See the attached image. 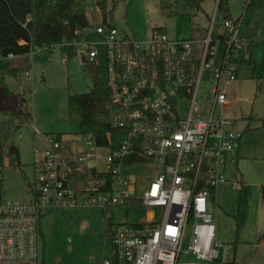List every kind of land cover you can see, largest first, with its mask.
<instances>
[{
    "label": "built area",
    "instance_id": "1",
    "mask_svg": "<svg viewBox=\"0 0 264 264\" xmlns=\"http://www.w3.org/2000/svg\"><path fill=\"white\" fill-rule=\"evenodd\" d=\"M90 1L101 18L94 28L99 39L76 41L86 47L77 54L98 66L105 59V82L121 108L113 126L124 133L117 143L109 136L106 144L94 131L69 145L62 137L45 136L31 197L0 196V264H38L40 218L46 211L96 205L108 218L109 208L136 201L148 207L147 217L114 222L105 234L109 253L100 264H233V245L218 239L211 204L243 138L222 108L228 100L224 83L237 79L238 56L248 43L241 27L253 0H243V12L235 18L222 17V0H214L204 37H171L155 27L144 39L122 34L114 23L120 0L116 6L115 0H101L105 8L100 0H87V7ZM18 57L7 55L11 61ZM206 69L212 84L203 92ZM134 155L139 160L132 161ZM154 161L163 169L142 191L141 182L123 173L125 167Z\"/></svg>",
    "mask_w": 264,
    "mask_h": 264
},
{
    "label": "rangeland",
    "instance_id": "2",
    "mask_svg": "<svg viewBox=\"0 0 264 264\" xmlns=\"http://www.w3.org/2000/svg\"><path fill=\"white\" fill-rule=\"evenodd\" d=\"M255 3V9L241 27V32L245 31L253 39L258 38L257 35L264 36V0H255ZM91 6L90 1L87 17L92 28L85 32L86 42L99 39L94 28L101 18L94 14ZM229 6L234 18L243 12V0H229ZM213 10L214 0H203L195 15L166 16L160 10V0H120L114 11V23L122 34L136 39L147 38L155 27L163 26L171 37H188L192 28L208 24ZM77 48L86 50L85 44H79ZM262 52L261 40L257 43V53ZM19 66L21 73L17 77L8 76L6 82L13 91L29 94L33 118L0 113V142L8 151L1 172L5 198L31 197L30 189L37 178V166L46 148L47 134L60 133L69 144L75 140L83 141L84 132L69 118L68 96L87 92L93 86L92 74L81 55L69 58L61 46L52 50L37 47ZM99 68L105 79L104 58ZM249 68L248 64H243L239 79L224 83V89L234 102L223 107V113L239 117L237 123L246 128L239 162L228 163L227 182L218 186L217 201L211 204L218 239L233 245V264H264V238L261 237L264 229V92L256 102L259 114L247 118L256 100L253 82L246 81ZM210 76L212 71L206 69L203 92H207L212 84ZM234 109L241 110L243 115L234 114ZM12 145L18 146L19 159L9 153ZM162 169L158 161L141 162L125 167L123 173L141 182L142 191ZM147 215L148 207L142 202L117 204L112 209L116 223L137 222ZM106 231L107 216L99 206L77 205L46 211L40 218L38 264H100L111 246L110 241L105 243Z\"/></svg>",
    "mask_w": 264,
    "mask_h": 264
},
{
    "label": "trees",
    "instance_id": "3",
    "mask_svg": "<svg viewBox=\"0 0 264 264\" xmlns=\"http://www.w3.org/2000/svg\"><path fill=\"white\" fill-rule=\"evenodd\" d=\"M117 1L119 0H115V6ZM202 2L203 0H160V10L166 16H192L201 8ZM101 4L105 8V1H101ZM253 8L254 2L248 7L246 17L252 13ZM219 10L222 17H231L229 0H222ZM90 26L87 0H0V113L24 115L29 120L33 118L27 94L24 91L15 92L7 85L8 76L17 77L22 71L7 58L9 53L22 56L30 54L37 47L52 50L60 44L63 53L72 58L77 54L76 41L83 40L85 30ZM77 30L81 32L77 33ZM161 30L165 32L164 27ZM205 35V27L191 29V37ZM218 36L224 38L222 34ZM251 50L252 41L240 51L238 61L240 65L250 64L252 76L260 80L264 60L258 62L251 59L247 55ZM86 65L92 74L93 86L87 92L69 94V118L78 123L82 132H97L101 144H106L109 136L117 143L124 131L113 126V119L121 108L112 101V89L107 86L99 66L94 62H87ZM51 134L62 137L60 133ZM7 152L0 142V196L3 193L1 172ZM9 153L19 159L18 146L12 145ZM131 160L137 161L139 157L134 155ZM108 210L110 215L107 218L106 233L110 235L114 220L112 208ZM261 237L264 238V229Z\"/></svg>",
    "mask_w": 264,
    "mask_h": 264
},
{
    "label": "crops",
    "instance_id": "4",
    "mask_svg": "<svg viewBox=\"0 0 264 264\" xmlns=\"http://www.w3.org/2000/svg\"><path fill=\"white\" fill-rule=\"evenodd\" d=\"M253 2H254V8H253V10L255 9V0H253ZM253 12V11H252ZM251 14V13H250ZM249 16V15H248ZM248 16L246 17V19H245V21L248 19ZM245 23V22H244ZM243 23V24H244ZM243 26V25H242ZM164 27V26H163ZM165 31H166V29H165ZM244 33H245V35H246V32L244 31ZM243 33V34H244ZM190 35H191V32H190ZM190 35L188 36V37H190ZM188 37H177V38H188ZM257 37L258 38H255V39H253V38H251V37H249L248 35H246V39L248 40V43L250 42V41H252V50H251V53L249 54H247L248 56L250 55V57H251V59H253V60H255V61H262V60H264V36H259V35H257ZM263 41V52L261 53V54H258L257 53V43L259 42V41ZM34 52V51H33ZM32 52V53H33ZM32 53H30V54H27V55H22V56H20V57H18L17 59H15V60H13V61H16V62H18V64H15L16 66H19V63H22V62H24V58H26V57H28L29 55H32ZM243 65V64H242ZM242 65L240 66V69L242 68ZM249 66H250V68H249V70H250V72H249V77L247 78V80L246 81H250V82H253V84H254V87H255V90H256V96H255V99L256 100H254V103H253V105H252V107H251V109L249 110V114L246 116L247 118L248 117H252V118H254L255 117V115H258L259 114V112H257V108H256V102L258 101V98H259V96H261L262 94H263V92H264V68H263V73H262V78L260 79V80H257L256 78H254L253 76H252V66L250 65V64H248ZM20 67V66H19ZM240 69H239V72H240ZM239 72H238V77H237V79H239ZM236 79V80H237ZM232 82V81H231ZM227 95H228V93H227ZM28 96V99H29V94L27 95ZM239 101H241L242 99H238ZM234 102V99H230L229 98V95H228V100H227V103H226V105L224 106V107H229L232 103ZM222 110H223V108H222ZM240 111L241 110H236V109H234V114H238V116L239 115H243V113L241 114L240 113ZM255 111H256V113H255ZM229 115V114H228ZM229 117H232V118H234L235 119V121H236V125H235V127L236 128H238V129H241L242 131H243V138H242V142H241V146H240V148H239V150L237 151V153H236V157H237V161H236V163H238L239 162V159H240V156H241V150H242V146H243V141H244V132H245V128L244 127H241V126H239V124L237 123V119H239V117H236V116H229ZM51 134V133H50ZM62 139H64L65 140V142H66V144H68L69 145V142L67 141V139H65V137H64V135H62ZM71 144V143H70ZM235 163V164H236ZM227 182V181H226ZM225 183V182H224ZM224 183H222V184H224ZM216 196H217V192H216ZM215 200H216V198H215ZM217 201V200H216ZM235 260V259H234Z\"/></svg>",
    "mask_w": 264,
    "mask_h": 264
},
{
    "label": "water",
    "instance_id": "5",
    "mask_svg": "<svg viewBox=\"0 0 264 264\" xmlns=\"http://www.w3.org/2000/svg\"><path fill=\"white\" fill-rule=\"evenodd\" d=\"M89 29H90V27H87L86 31H88ZM219 31L222 33L224 31V29L223 28H219ZM84 60H85V58L82 57V61H84ZM263 197H264V190H263Z\"/></svg>",
    "mask_w": 264,
    "mask_h": 264
}]
</instances>
